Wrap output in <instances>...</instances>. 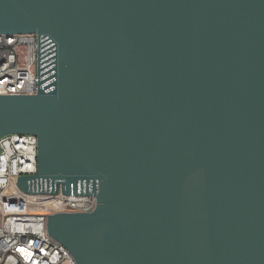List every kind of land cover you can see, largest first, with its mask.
I'll list each match as a JSON object with an SVG mask.
<instances>
[{
  "label": "water",
  "instance_id": "obj_1",
  "mask_svg": "<svg viewBox=\"0 0 264 264\" xmlns=\"http://www.w3.org/2000/svg\"><path fill=\"white\" fill-rule=\"evenodd\" d=\"M38 35L33 194L93 195L47 231L76 264H264V0H0Z\"/></svg>",
  "mask_w": 264,
  "mask_h": 264
},
{
  "label": "built area",
  "instance_id": "obj_2",
  "mask_svg": "<svg viewBox=\"0 0 264 264\" xmlns=\"http://www.w3.org/2000/svg\"><path fill=\"white\" fill-rule=\"evenodd\" d=\"M38 91V35L0 34V94ZM37 173V138L9 133L0 137V264H76L47 231L58 212H92L93 195L33 194L20 189L18 176Z\"/></svg>",
  "mask_w": 264,
  "mask_h": 264
}]
</instances>
